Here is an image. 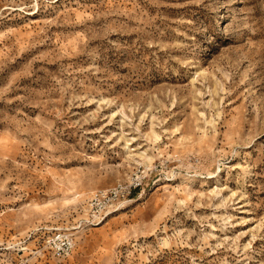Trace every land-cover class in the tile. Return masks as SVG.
I'll return each mask as SVG.
<instances>
[{
    "label": "rangeland",
    "instance_id": "374dc122",
    "mask_svg": "<svg viewBox=\"0 0 264 264\" xmlns=\"http://www.w3.org/2000/svg\"><path fill=\"white\" fill-rule=\"evenodd\" d=\"M0 264H264V0H0Z\"/></svg>",
    "mask_w": 264,
    "mask_h": 264
},
{
    "label": "built area",
    "instance_id": "2783aa9c",
    "mask_svg": "<svg viewBox=\"0 0 264 264\" xmlns=\"http://www.w3.org/2000/svg\"><path fill=\"white\" fill-rule=\"evenodd\" d=\"M130 193L129 187L118 186L110 190H98L89 198L85 227L96 226L117 210L121 201ZM42 248L50 251L55 257L63 259L69 257L75 247L73 233L63 228H53L41 237Z\"/></svg>",
    "mask_w": 264,
    "mask_h": 264
}]
</instances>
